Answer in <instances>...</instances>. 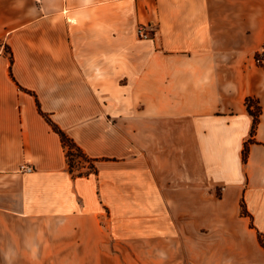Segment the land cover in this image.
I'll use <instances>...</instances> for the list:
<instances>
[{"label":"crops","instance_id":"obj_1","mask_svg":"<svg viewBox=\"0 0 264 264\" xmlns=\"http://www.w3.org/2000/svg\"><path fill=\"white\" fill-rule=\"evenodd\" d=\"M256 233L264 0H0V264H235L204 251Z\"/></svg>","mask_w":264,"mask_h":264},{"label":"trees","instance_id":"obj_2","mask_svg":"<svg viewBox=\"0 0 264 264\" xmlns=\"http://www.w3.org/2000/svg\"><path fill=\"white\" fill-rule=\"evenodd\" d=\"M251 104H252L251 99H247L246 100L247 110H248V113L253 117V125H252V133H253L258 124L260 110L256 108L257 109L256 111L254 112L251 111L250 110ZM43 117L50 124V126L52 127V130L55 133H57L58 136L60 137L61 143L65 150L68 172L73 177L96 175L97 174V169L95 166L96 160L86 156L83 153L82 149L70 137H68L60 128H58L54 123H52V121L49 119L47 115H43ZM246 156H247V150L246 148H244V151H243L244 160L246 159ZM241 214L243 216H246L247 214L243 205H242ZM259 236L261 238V235ZM260 244L264 247V243L261 242Z\"/></svg>","mask_w":264,"mask_h":264},{"label":"rangeland","instance_id":"obj_3","mask_svg":"<svg viewBox=\"0 0 264 264\" xmlns=\"http://www.w3.org/2000/svg\"><path fill=\"white\" fill-rule=\"evenodd\" d=\"M140 27H146L145 25H140L138 27V29ZM137 34L139 36L138 30H137ZM151 34L148 30V37H150ZM140 39H145L139 36ZM254 235V239H253V243L249 246L248 249L242 250L240 248H234V249H229V250H224L221 248H218V245L215 243V246L208 250V251H204V258H213L214 260L217 259H221V258H227L229 260L234 261L235 264H238L240 262H242V260H240V258H250L251 261L250 262H245L243 264H260L263 262L264 260V247L260 244L261 242L264 243V234H253ZM261 235V238L260 236ZM217 235H214L213 240L214 242H216L217 239ZM261 241V242H260ZM259 259H262V261H259Z\"/></svg>","mask_w":264,"mask_h":264},{"label":"built area","instance_id":"obj_4","mask_svg":"<svg viewBox=\"0 0 264 264\" xmlns=\"http://www.w3.org/2000/svg\"><path fill=\"white\" fill-rule=\"evenodd\" d=\"M148 29H149L148 26L140 27L138 29L139 36L142 38H145V39L149 38L148 37ZM32 171H33V168L28 164L22 165L20 168V172H23V173H31Z\"/></svg>","mask_w":264,"mask_h":264}]
</instances>
